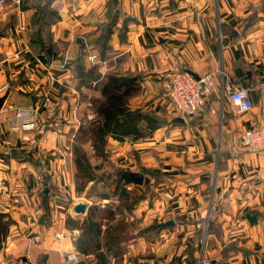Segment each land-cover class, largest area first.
Wrapping results in <instances>:
<instances>
[{"label": "crops", "instance_id": "1", "mask_svg": "<svg viewBox=\"0 0 264 264\" xmlns=\"http://www.w3.org/2000/svg\"><path fill=\"white\" fill-rule=\"evenodd\" d=\"M173 61L196 76L214 73L194 116L177 114L164 95ZM92 70L139 80L128 105L158 126L135 140L109 137L105 156L111 171L142 172L141 184L116 178L76 189L74 147L85 143L81 122L101 96ZM2 85L0 122L12 142L24 132L10 130L16 106L51 108L60 126L39 137L45 163L0 141V170L15 172L22 192L16 210L0 213V264H63L67 243L56 233L77 230L79 239L74 221L96 205L100 245L79 264H101L103 252L107 264H264V150L240 145L264 111V0H4ZM243 87L254 103L244 113L229 99ZM94 184L105 190L89 196Z\"/></svg>", "mask_w": 264, "mask_h": 264}, {"label": "built area", "instance_id": "2", "mask_svg": "<svg viewBox=\"0 0 264 264\" xmlns=\"http://www.w3.org/2000/svg\"><path fill=\"white\" fill-rule=\"evenodd\" d=\"M4 0H0V5ZM67 53L64 62L68 61ZM89 58L96 62V56ZM96 84V82L94 83ZM214 73L210 72L202 76H196L192 72L182 69L178 62H171L170 68L164 74L163 89L164 95L168 98L175 112L182 116H194L206 107V97L215 89ZM7 85L0 86V92L4 91ZM229 99L240 112H249L254 108L249 88L243 87L233 89L229 92ZM16 113L10 122L12 132L22 131L19 141L15 144L5 136V132L0 122V141L6 144L10 151H26L35 153L42 163L46 162L47 156L39 139L40 135L49 130H57L59 123L55 118V112L49 108L46 114L40 111L26 109L16 106ZM96 117L95 113L88 114L82 120L81 126L88 125V122ZM240 145L252 152L264 150V111L260 116V121L252 127L246 129L240 137ZM1 160V159H0ZM37 184L42 183L41 172L37 173ZM16 179L15 172L10 168L0 170V213H7L16 210L22 204V192L17 190L12 183ZM57 239L64 240L67 245H60L59 251L64 255L63 264H79L85 261L90 254L79 252L77 243V230L70 231L69 234L56 233ZM2 264H26L22 259L5 261Z\"/></svg>", "mask_w": 264, "mask_h": 264}, {"label": "trees", "instance_id": "3", "mask_svg": "<svg viewBox=\"0 0 264 264\" xmlns=\"http://www.w3.org/2000/svg\"><path fill=\"white\" fill-rule=\"evenodd\" d=\"M95 69L96 66H94ZM89 74L94 75L95 81L93 83L96 82L95 87L101 91V96L92 101L96 117L89 121L88 125L82 126L80 130L81 138H85L88 141L86 143L94 149L93 156L96 162L92 161L93 156L88 154L87 147H84L85 143H79L74 147L76 177L78 180L76 189L81 191L84 190V186L89 181L96 183L100 180H116L118 178L119 181H124L123 183L131 182L128 172L121 169L112 171L109 169L111 165L105 156L108 138L112 137L121 141L126 139L135 140L146 137L158 126L152 116L142 113L139 109H132L128 105L130 97L139 91L138 78L116 72L107 73L105 76L95 75L93 70ZM81 75L82 79L87 80L86 73V76L84 72ZM97 170L101 172L99 177L95 172ZM91 187L94 189L95 185L90 186L89 196H92L90 195V192L93 191ZM93 193L97 194L94 191ZM121 193L126 194L123 190ZM97 208V205L94 206L82 222L74 221L81 229V234L76 243L79 252H95L96 246L100 245V241L94 237L95 234L100 232V223L95 218L98 214ZM106 241L111 243L113 240L111 241L110 238L107 240L106 238ZM98 254L101 264H107V254L104 252Z\"/></svg>", "mask_w": 264, "mask_h": 264}, {"label": "water", "instance_id": "4", "mask_svg": "<svg viewBox=\"0 0 264 264\" xmlns=\"http://www.w3.org/2000/svg\"><path fill=\"white\" fill-rule=\"evenodd\" d=\"M190 72V71H189ZM3 99H0V106L2 105ZM144 175L142 172L132 171L129 173V180L137 184H141L143 182ZM74 211L80 214H83L86 211V205L77 204L74 208ZM174 220H168L166 224H173Z\"/></svg>", "mask_w": 264, "mask_h": 264}, {"label": "rangeland", "instance_id": "5", "mask_svg": "<svg viewBox=\"0 0 264 264\" xmlns=\"http://www.w3.org/2000/svg\"><path fill=\"white\" fill-rule=\"evenodd\" d=\"M82 140L85 141V146H84V147H85V148L88 147V145H87L88 143H86V142H88V141H87L85 138H83V137H82ZM80 143H83V141L80 142ZM83 145H84V144H83ZM92 161H93V162H96V159H95L94 156L92 157ZM95 172H97L98 177H99L100 174H101V172H99V170H97V171H95ZM94 185H96V184H94ZM91 188H92V187H91ZM92 189H93V188H92ZM102 190H105V189H103V188H100V189H96V188H94V189H93L94 192H100V191H102ZM143 192H144V193H147L148 191H143ZM136 195H137V196H140L141 194L138 193V194H136Z\"/></svg>", "mask_w": 264, "mask_h": 264}]
</instances>
